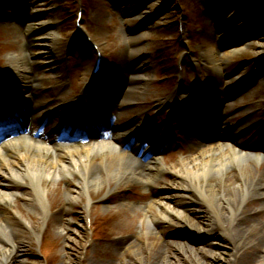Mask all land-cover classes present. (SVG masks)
I'll return each instance as SVG.
<instances>
[{"label":"rangeland","instance_id":"obj_1","mask_svg":"<svg viewBox=\"0 0 264 264\" xmlns=\"http://www.w3.org/2000/svg\"><path fill=\"white\" fill-rule=\"evenodd\" d=\"M247 2L253 6L245 5ZM78 11L79 29L75 27ZM30 25L46 46L37 41L28 47ZM50 37L52 44L47 42ZM91 43L102 51L104 64L93 91L86 92L97 102V114L104 110L108 115L112 100L113 105L123 104L131 87V104L121 113V123L131 122V131L145 124L153 137L162 139L168 133L175 142L183 143L185 131L174 121L183 114V105L173 100L163 102L172 93L194 97L203 94V110L223 115L224 128L228 125L227 130L234 131L241 124L247 125L239 137L245 144L255 145L264 137V0H0V83L7 80L3 73L8 74L14 66L10 57L25 51L30 63L23 64L43 79L39 86L45 90H36V94L46 96V100L56 99L53 87L64 82L61 97H84L95 56ZM49 46L53 53L37 54L38 49L45 51ZM213 49L220 74L208 56ZM50 59L53 62L48 65ZM21 76L18 86L29 85ZM59 103L54 102V107ZM110 114L116 122L118 112ZM191 139L197 140L193 135ZM150 141H145L148 146L144 152L150 149ZM140 145L142 141L137 139L135 147ZM198 146L192 145L187 153L178 147L155 158L168 170L195 157ZM258 167L264 165L258 163ZM95 173L105 176V183L80 193L72 206L60 193L76 177L57 178L47 185L46 201L51 212L47 223L41 224L37 212L22 198L15 200L12 209L17 215L10 235L17 247L13 264H149L160 251L172 264H197L198 260L203 264H230L234 256L235 264L252 263L251 248H238L230 240L216 241L215 236L179 227L182 222L166 226L158 221L151 230H145L142 219L147 205L166 196L176 207L186 201L187 196L167 171L157 175L160 180L154 186L144 187L134 181L131 187L119 184L108 194L106 188L112 181L109 174ZM228 175L234 181L233 173ZM207 209L197 205L188 208L185 215L199 224L211 221L218 225V217ZM151 210L157 212L153 205ZM9 214L0 211L5 217ZM255 219L263 220L264 216L259 214ZM62 220L69 222L63 228L59 226ZM123 237L140 244L134 256L116 249ZM188 244L189 248L185 246ZM198 249L211 250L213 256H203ZM234 250L237 252L233 255Z\"/></svg>","mask_w":264,"mask_h":264},{"label":"bare ground","instance_id":"obj_2","mask_svg":"<svg viewBox=\"0 0 264 264\" xmlns=\"http://www.w3.org/2000/svg\"><path fill=\"white\" fill-rule=\"evenodd\" d=\"M29 32L30 43H33L39 38L37 37L38 31L30 25ZM52 40L53 37H50L47 42L52 44ZM40 44L47 45L44 42ZM45 50L46 52L38 51L37 53L49 55L53 53L51 46L45 47ZM215 55L216 50L213 49L208 56L214 64L213 68L220 72L221 66L216 63ZM22 61L29 62L24 53L23 55H13L15 67L10 74L11 81L3 89H0V100L7 101L12 92L11 88L16 87L17 79L21 74V78L29 83L27 86L22 85L23 90L19 95V101H16L14 107V114L19 119L22 121L34 117L41 119L46 115L60 112L73 114L76 107H79L78 114L86 113L85 104L80 99L65 102L64 97H61L58 99L60 103L53 107L57 100L47 101L46 96L36 94V90L41 93L45 90L44 87L40 88L39 86L43 79L33 75ZM38 87L39 89H37ZM62 88L63 84L54 87V89H58V94ZM129 88L126 97H123V104L127 102L125 106L122 103L113 105L112 100L110 108H108L109 111L118 112V121L114 125L116 137L111 132L103 134L95 130L94 135L101 138L99 140L112 139L115 144L122 145L126 139L140 138L139 132H142L143 127L138 129L137 133H133L128 129L130 123L123 124L120 121L121 113L131 104L133 89ZM189 96L172 94L168 99L177 100L185 106L191 105L197 100L189 98ZM146 103L147 101L141 105ZM198 106L201 107L199 103ZM204 116L213 123H220L223 115L205 113ZM89 123L93 125L91 121ZM190 124H192L190 119L188 123L185 122L187 126H191ZM245 129H247V125L241 124L228 136L218 135L211 139L208 138L209 141H212L219 137L225 142L207 145L200 149L195 157H191L187 161H180L176 167L168 170L162 167L159 159L154 158L159 151L156 145L149 154L140 157L136 151H132V153L117 152L111 143H101L100 146L95 147L85 142H79L81 138H85L81 133L60 135V137H64L60 143L49 141L52 138H45V136L33 140L30 135V137L25 136L23 134L25 132L13 138L0 136V211L7 210L10 213L8 217L3 216L5 212L0 215V264L15 262L13 250L17 247L13 244L10 235L15 229L17 214L12 206L17 198H22L25 204L37 212L41 224L47 223L51 216L46 201L47 185L50 182L58 181L57 178L67 180L72 176L76 177V181L60 193L67 204L72 206L80 193L89 192L105 183V176H98L96 171H101L104 175L109 174L108 176L112 180L108 184L110 187L106 188L107 194L119 184L131 187L136 184L134 181L144 187L154 186L160 180L157 175L167 171L176 179L173 180V183L178 184L182 190L181 193L187 196L185 197L186 201L182 206L176 207L167 201L170 198L166 196V198L157 199L147 205V211L144 212L142 219L145 230H151L152 225L158 221L165 223L166 226L182 222L183 225L179 227H188L196 233L215 236L216 241L230 240L237 244L238 248L246 246L251 248L253 250L250 256L251 264H264V219H255L259 214L264 216V168L258 167L259 158L253 154V149L257 148L246 145L237 139V136L242 135ZM144 138L151 139V136ZM257 147L264 151V137ZM144 157L147 160L143 161ZM228 172L233 173L234 181L230 180L231 176L228 175ZM213 179L216 180L211 182ZM231 193L234 196H231ZM243 204L246 206L242 207ZM152 205L157 208L156 213L151 210ZM197 205H204L210 214L218 217V225L211 221L199 224L185 215V212L189 211L188 208L195 209ZM132 208L139 210L138 206ZM68 223L62 220L59 221V226L63 228ZM26 227L35 229L36 225H27ZM189 243L195 245L191 240ZM190 244L185 246L189 248ZM212 246L210 244V247ZM139 247V243L123 237L119 240L116 249L121 251V254L134 256ZM197 252L203 256H213L211 250L198 249ZM236 252L234 250L233 255ZM234 260L235 256L230 260V264H235ZM196 263L203 264L199 260ZM149 264H172V261L166 256V253L160 251L158 255L151 257Z\"/></svg>","mask_w":264,"mask_h":264},{"label":"trees","instance_id":"obj_3","mask_svg":"<svg viewBox=\"0 0 264 264\" xmlns=\"http://www.w3.org/2000/svg\"><path fill=\"white\" fill-rule=\"evenodd\" d=\"M250 1H251V0H250ZM246 4H247V5H248V4H249V5H252V4H250L249 2H247ZM252 6H253V5H252ZM254 9H255V8H253V10H254Z\"/></svg>","mask_w":264,"mask_h":264}]
</instances>
